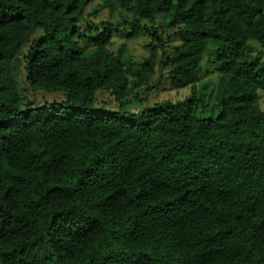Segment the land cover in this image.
Segmentation results:
<instances>
[{
	"label": "trees",
	"instance_id": "1",
	"mask_svg": "<svg viewBox=\"0 0 264 264\" xmlns=\"http://www.w3.org/2000/svg\"><path fill=\"white\" fill-rule=\"evenodd\" d=\"M116 9L132 12L126 41L150 38L139 67L88 22ZM250 43L264 52V0H0V264H264V61ZM167 49L174 91L201 83L211 53L217 116L195 94L133 108Z\"/></svg>",
	"mask_w": 264,
	"mask_h": 264
},
{
	"label": "rangeland",
	"instance_id": "2",
	"mask_svg": "<svg viewBox=\"0 0 264 264\" xmlns=\"http://www.w3.org/2000/svg\"><path fill=\"white\" fill-rule=\"evenodd\" d=\"M131 11L116 9L114 11H103L100 12L98 15H94L93 17H90L88 19V22L90 24V27L92 30H103V23L108 24L113 32V38L111 41V50L116 51L121 44L125 43L127 44V49L125 51L123 61L126 66H133V67H139L143 63V60L148 56V50L146 49V46L150 42L149 36L146 34L140 33L137 38L134 40L126 41V37L129 35L130 29L123 26L124 22H129L131 20ZM165 17L161 16L158 17L155 25L157 27L161 26L164 22ZM82 28H85L84 24H81ZM86 36L91 37L93 36L92 33H86ZM172 46H176L177 43H171ZM250 51L252 55H259L261 59L264 61V52H262L259 47L255 43H250ZM211 49V48H208ZM27 48H24L22 51V55H24L27 52ZM208 52V50L206 51ZM172 54L171 49H167L164 56H161V53L159 52L157 54V59L162 62L163 67H161L157 74L156 79L158 77L162 76V80L158 82V84L155 86L152 93H149L147 97L144 98L143 102L138 105H133V108H137L138 110H142L146 107L154 106L155 104H160L164 101H184L191 97L193 94L196 95V97L200 100L198 105L200 107L198 108V113H202L201 108L204 106L201 103V99L203 102L207 105V108L205 109L203 116H209L214 117L217 116L219 110H216V105L218 103L217 101V85H218V79L219 75L216 72V66L213 63V57L211 53H206L204 58V70L202 73V80L201 83L194 87H188L186 89H182L180 91H174L171 87L170 81H169V73L168 68L165 66L166 60L170 57ZM21 58V57H20ZM19 68H23L25 70V63L16 61L14 63V75L18 71ZM25 71L21 70L17 81H18V88L21 90V88H27L24 82V76ZM206 73L207 75L205 76ZM44 97V98H42ZM203 97V98H201ZM37 105H42L44 101H59L60 97H49L44 94H39V96L35 97ZM105 100V98H104ZM258 104L261 108V110L264 111V91L258 92Z\"/></svg>",
	"mask_w": 264,
	"mask_h": 264
}]
</instances>
